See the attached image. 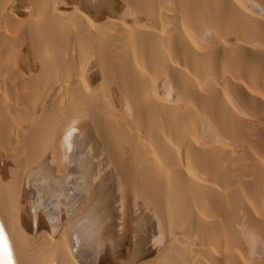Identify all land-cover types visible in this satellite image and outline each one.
I'll use <instances>...</instances> for the list:
<instances>
[{
  "label": "bare ground",
  "instance_id": "bare-ground-1",
  "mask_svg": "<svg viewBox=\"0 0 264 264\" xmlns=\"http://www.w3.org/2000/svg\"><path fill=\"white\" fill-rule=\"evenodd\" d=\"M0 264H264V0H0Z\"/></svg>",
  "mask_w": 264,
  "mask_h": 264
},
{
  "label": "rangeland",
  "instance_id": "rangeland-1",
  "mask_svg": "<svg viewBox=\"0 0 264 264\" xmlns=\"http://www.w3.org/2000/svg\"><path fill=\"white\" fill-rule=\"evenodd\" d=\"M148 238V237H147Z\"/></svg>",
  "mask_w": 264,
  "mask_h": 264
}]
</instances>
